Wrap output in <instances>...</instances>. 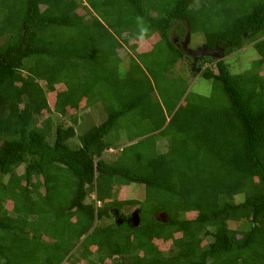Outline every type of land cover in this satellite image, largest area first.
I'll return each mask as SVG.
<instances>
[{
  "label": "trees",
  "instance_id": "1",
  "mask_svg": "<svg viewBox=\"0 0 264 264\" xmlns=\"http://www.w3.org/2000/svg\"><path fill=\"white\" fill-rule=\"evenodd\" d=\"M196 1L0 0V264H62L77 248L85 264H264V0L248 9L211 2L215 27L198 15L210 0ZM185 25L223 53L197 65L214 63L216 72H200L213 83L211 97L169 102L168 118L152 94L186 55L171 36ZM122 40L142 61L162 49L174 57L162 70V61L134 57L121 68ZM248 41L260 58L231 72L224 58ZM141 43L149 51L138 52ZM83 100L86 108L102 103L107 116L73 146ZM133 112L140 117L131 121ZM140 120L166 150L154 152L144 138L104 158L107 136ZM130 184L144 187L143 200L116 198ZM126 206H137V225L96 224Z\"/></svg>",
  "mask_w": 264,
  "mask_h": 264
},
{
  "label": "rangeland",
  "instance_id": "2",
  "mask_svg": "<svg viewBox=\"0 0 264 264\" xmlns=\"http://www.w3.org/2000/svg\"><path fill=\"white\" fill-rule=\"evenodd\" d=\"M201 1L202 0H197L195 2L196 5H194V7L198 6L201 3ZM257 1H259V0H240L236 3H237V7L242 6L241 8L248 9L253 2H257ZM211 2L215 3L216 0H210V2L205 5L204 11L198 13V15L199 14H204V15L207 14L209 21H210L211 14H213L212 7L210 5ZM78 12L83 14L82 10H78ZM88 17L89 16H87V18ZM218 23H219V19L217 17H214V19L210 22H207L206 25L215 27L218 25ZM187 33H188L187 26L185 25L182 33H180L179 36L176 35V33L174 31L171 32V36H172V39L174 40V42L177 43L178 40L181 41V40H184L185 38H187ZM155 38L156 37L154 36L150 39L151 44H152V42L155 41ZM185 40H187V39H185ZM203 41H204V35L201 32L192 33V34H190L188 41H187L189 44L188 47L190 49H196V48L202 46ZM122 42H123V40H122ZM131 42H133V40ZM128 43L129 42H126V43L123 42V47L118 49L120 52L118 54L121 55V60H122L120 62L121 68H127L129 60L134 57L137 61L143 62V63H145L147 61H150L152 63L162 61V64H163V66L161 68V70H162L163 68L167 67L163 63V61H165L166 64H168L169 60L170 59L172 60V58L174 57V54L170 53L169 50L166 51V49L165 50L162 49L159 52H157L156 54L150 55L149 60L144 58V59H146V61H142L139 56L134 55L135 53L133 50L128 48V45H129ZM253 43H254L253 41H248L242 49L235 51L231 55L226 56L224 58V60L228 64L231 72L239 73V72H242L244 70H247L251 66H253V63L258 58H260L259 55L257 54L256 50L252 46ZM141 44H143V43H141ZM163 44L164 43H162L161 45L164 46ZM161 45H159L158 47H162ZM141 47L142 48H138V50H140V49H143V50L138 51V52H143L144 50H146L145 43ZM178 47L180 48V46H178ZM118 66H119V64H118ZM204 68H209L212 71L216 72V68L214 66V63L202 65L201 70H203ZM200 72L192 73V70L190 69L189 59H187L185 57L179 58L176 61V64L174 66H171V67L168 66L167 71L165 72V74L160 79L159 86L157 88H155L154 93L152 94L153 100L156 101L157 105L159 104L162 107L164 114L168 118L170 117V115L168 113V106H167V104L169 102L175 101L178 98H180V103L181 102L184 103V98L189 97V99H190V98H193V96H197V95L211 97V93L213 91L212 90V84L213 83L211 80H207V79H204L203 77H201ZM259 73L260 74L264 73V67H262V69L259 70ZM41 84L43 86H45V84L43 82H41ZM54 87L56 90L63 88V86L61 84H56ZM111 93H112V91L109 89L106 94L111 95ZM47 94H48V91H47ZM216 94H218V95H216L213 98V100L219 101V93H216ZM220 96H222V95H220ZM223 99H224V97L222 98V100ZM117 101L118 100H116V102ZM48 102H49L50 108L53 109V104H54L53 93H49ZM106 102H108V97H106L105 103ZM116 102H113L112 105L115 106ZM83 104H85L84 100L81 103V108H79V110L77 111V113L79 114L78 116L80 118L79 125L75 126V128H76L75 132L77 135H76V137H74L70 140V144L73 146L79 145V137L84 133V131H86L91 126L98 124L103 119H105L107 116L106 108H105V106L102 105V103L96 102L95 104H93L92 107H88V108L84 107ZM68 112L70 114L76 113L73 111L71 112L70 110ZM134 113H136V112H133L132 118H130L131 121H134L136 119V117H140V113L137 115ZM44 115H47V113H44ZM53 118L55 121L63 122V124L65 126L71 124V120H69L68 117H66V116L55 115V117L53 116ZM140 121H141V123L135 122L132 126H130L131 125L130 124L128 129L121 128L119 130H113L111 132V134H109L107 136V140L111 143L112 147L110 149H108L107 151L103 152V157L107 158V160L108 159L114 160L118 157H121L123 154L122 151H123L124 146H127L129 144L134 146V144L136 142H138L139 140H142L144 138H145L144 143H147V141H152L153 143L155 142V147L153 148L154 152H156V153L164 152L166 150V142L163 141L164 139L160 140V138L158 137V135H156V133L153 134L152 139H148V136H150V134H148V132H147V130H148L147 127L150 126V123L148 124V123H146V121L145 122H142V120H140ZM148 122H150V120H148ZM135 136H137V137L134 138L132 141H127V139H129L127 137H135ZM155 137H156V139H154ZM143 144L141 146H139V149L141 151H145V153L148 154L150 149H149V147H147V145H143ZM21 168H18L17 171L21 172V170H22ZM4 180H6V178H4ZM144 194H145L144 187L142 185H138V184H130L129 186H122V187H120V189L116 190V193H115L116 198L118 197L119 199H122V200H125V199L143 200ZM243 197H244L243 194H239V195H236L235 198L238 201V200H242ZM92 201H93V199H92L91 195H89L86 198V202H92ZM11 205H12V203L8 201V203L5 205V208L7 210H10L12 207ZM119 211H117V212H116V210L110 211L111 217L109 219L104 220V222H100V221L96 222V224L97 225L98 224H108V223H110V224L118 223L119 224V223L126 222L128 224L130 223L132 226L137 225V222H134V220L136 219L137 212H138L137 206H126ZM187 216L192 217V216H194V213H188ZM155 217L158 220H165L164 215L162 213L156 214ZM238 225H240L242 227L241 224H233L232 227H235V226L238 227ZM156 244H158L159 248L163 251V253L170 250V248H171V245H169L168 243H163L161 241H156ZM80 253H81V250L79 248H77L72 253L70 260L63 262L62 264H85L86 260L84 258L81 260ZM39 258H40V260H42V258H43L41 253H40ZM91 258H93L95 260L96 257L92 256ZM74 261H76V262L74 263ZM113 263H114L113 260H106L104 264H113Z\"/></svg>",
  "mask_w": 264,
  "mask_h": 264
},
{
  "label": "water",
  "instance_id": "3",
  "mask_svg": "<svg viewBox=\"0 0 264 264\" xmlns=\"http://www.w3.org/2000/svg\"><path fill=\"white\" fill-rule=\"evenodd\" d=\"M188 38H189V34H187V41H188ZM184 45H186V42H184ZM218 50L221 52V54L218 53ZM198 51L200 52L199 55L210 56V57L216 58L218 60L222 58V53H223V50L221 48L218 49L217 47L213 50H208L204 46H200L199 48H197V50L195 52L198 53ZM189 52L191 53V51H189ZM196 60H197V58L195 57L193 63L190 66V69L192 70L193 73H197V72L201 71V69L198 68L196 65ZM134 222L138 223V216L137 215H136V219L134 220Z\"/></svg>",
  "mask_w": 264,
  "mask_h": 264
},
{
  "label": "flooded vegetation",
  "instance_id": "4",
  "mask_svg": "<svg viewBox=\"0 0 264 264\" xmlns=\"http://www.w3.org/2000/svg\"><path fill=\"white\" fill-rule=\"evenodd\" d=\"M185 39H187V38H185ZM185 39L184 40H181V41L178 40V46H180L181 50L185 52V54H186L185 55V58L189 59V62L190 63H191V61H194V58L196 57L197 58L196 63L199 64L202 61V55H199L200 54L199 51H198V53H196V52H191L190 53L189 51H191V50L188 48V45L189 44H188L187 40H185ZM184 42H186V45H184ZM192 50H194V49H192ZM218 53H220L219 50H218Z\"/></svg>",
  "mask_w": 264,
  "mask_h": 264
},
{
  "label": "crops",
  "instance_id": "5",
  "mask_svg": "<svg viewBox=\"0 0 264 264\" xmlns=\"http://www.w3.org/2000/svg\"><path fill=\"white\" fill-rule=\"evenodd\" d=\"M154 43H155V41L152 42V44H154ZM141 46H143V44H141ZM141 46H140L139 48H142ZM151 46H152V45H151ZM145 48H146V50H144L143 52H145V51H146V52L149 51V49H150V44H149V43L146 44V47H145ZM140 50H143V49H140ZM189 64H190V62H189Z\"/></svg>",
  "mask_w": 264,
  "mask_h": 264
},
{
  "label": "clouds",
  "instance_id": "6",
  "mask_svg": "<svg viewBox=\"0 0 264 264\" xmlns=\"http://www.w3.org/2000/svg\"><path fill=\"white\" fill-rule=\"evenodd\" d=\"M190 36V35H189ZM203 46V45H202ZM122 47H123V43H122ZM189 48V47H188ZM199 48V47H198ZM190 49V48H189ZM191 50V52H195L196 50H197V48L196 49H194V50H192V49H190ZM190 54V53H189ZM220 54H221V52H220ZM192 62L193 61H191V63H190V66H191V64H192ZM196 65H198L197 63H196ZM193 73V72H192Z\"/></svg>",
  "mask_w": 264,
  "mask_h": 264
}]
</instances>
